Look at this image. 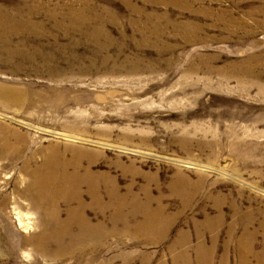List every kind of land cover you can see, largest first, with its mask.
Returning <instances> with one entry per match:
<instances>
[{"label": "rangeland", "instance_id": "1", "mask_svg": "<svg viewBox=\"0 0 264 264\" xmlns=\"http://www.w3.org/2000/svg\"><path fill=\"white\" fill-rule=\"evenodd\" d=\"M0 25V264H264V0H0Z\"/></svg>", "mask_w": 264, "mask_h": 264}, {"label": "bare ground", "instance_id": "2", "mask_svg": "<svg viewBox=\"0 0 264 264\" xmlns=\"http://www.w3.org/2000/svg\"><path fill=\"white\" fill-rule=\"evenodd\" d=\"M166 1V0H165ZM171 3V2H170ZM177 6H178V4H177ZM31 23V22H30ZM26 27H24V29H25ZM31 28V30H28V29H26V31H28V32H31V33H34L35 31H33V28L32 27H30ZM0 29L2 30V31H6L7 30V28H6V26H4V25H0ZM80 183V182H79ZM82 183H80V184H78V182L77 181H74V182H61V187H55L54 189H53V195H56L57 193H60V192H63L64 191V187H79L80 185H81ZM91 187V186H90ZM91 191L93 192V188H91ZM93 201L95 202V204H97V205H99V207H100V209H99V213L103 216V215H105L106 214V209H107V207H106V205L105 204H102V202H101V198L99 197H95V196H93ZM83 234H85L86 236H88L89 235V233H83V231H81L80 230V232H77V234L76 235H82L83 236ZM75 236V235H74ZM81 237V236H80ZM78 238V237H77Z\"/></svg>", "mask_w": 264, "mask_h": 264}]
</instances>
